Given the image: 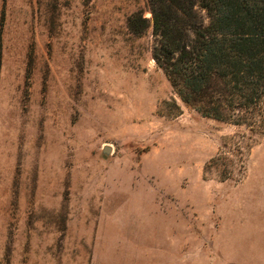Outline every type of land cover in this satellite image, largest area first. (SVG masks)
I'll return each mask as SVG.
<instances>
[{
    "label": "rangeland",
    "instance_id": "1",
    "mask_svg": "<svg viewBox=\"0 0 264 264\" xmlns=\"http://www.w3.org/2000/svg\"><path fill=\"white\" fill-rule=\"evenodd\" d=\"M158 44L148 0H0V264H264V136L182 102ZM238 142L243 176L206 171Z\"/></svg>",
    "mask_w": 264,
    "mask_h": 264
},
{
    "label": "trees",
    "instance_id": "2",
    "mask_svg": "<svg viewBox=\"0 0 264 264\" xmlns=\"http://www.w3.org/2000/svg\"><path fill=\"white\" fill-rule=\"evenodd\" d=\"M159 44L153 56L174 92L202 117L264 136V0H148ZM196 7L206 12L203 26ZM149 20L129 19L140 34ZM240 143L206 164L227 181L246 171Z\"/></svg>",
    "mask_w": 264,
    "mask_h": 264
},
{
    "label": "water",
    "instance_id": "3",
    "mask_svg": "<svg viewBox=\"0 0 264 264\" xmlns=\"http://www.w3.org/2000/svg\"><path fill=\"white\" fill-rule=\"evenodd\" d=\"M105 153H110L111 152V149L109 147L105 148L104 150Z\"/></svg>",
    "mask_w": 264,
    "mask_h": 264
}]
</instances>
